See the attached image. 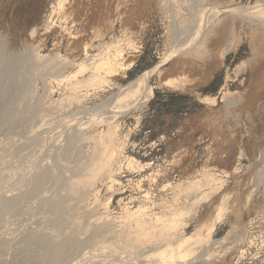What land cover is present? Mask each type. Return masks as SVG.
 <instances>
[{
	"label": "rangeland",
	"instance_id": "obj_1",
	"mask_svg": "<svg viewBox=\"0 0 264 264\" xmlns=\"http://www.w3.org/2000/svg\"><path fill=\"white\" fill-rule=\"evenodd\" d=\"M263 48L264 0H0V264H264ZM139 207L177 231L128 240Z\"/></svg>",
	"mask_w": 264,
	"mask_h": 264
},
{
	"label": "bare ground",
	"instance_id": "obj_2",
	"mask_svg": "<svg viewBox=\"0 0 264 264\" xmlns=\"http://www.w3.org/2000/svg\"><path fill=\"white\" fill-rule=\"evenodd\" d=\"M4 6V5H3ZM2 10V9H1ZM256 48V47H255ZM264 49V48H263ZM120 51H118V48L116 49V48H114V47H112V49H111V55H106L105 57H99V59H95L96 61H94L93 62V64H91V66H90V68H89V76L87 77V78H85V79H83V81H81V79H80V81H77V79H76V81H75V79L73 80L72 78H74V77H76V76H70V75H68V76H65V78H62V80H60V79H58V81H56V82H60V81H68V92L70 93V94H74V95H76V93L79 91V90H81V88L83 87H85L84 86V84L86 83H89L88 85H90V83H93L94 85H95V83H100L101 81H102V79H103V77H104V75L106 76L108 73L110 74L112 71H114V68L117 66V64H118V61H119V58H120V53H119ZM260 52V51H259ZM257 53V52H256ZM110 54V53H109ZM255 54V53H254ZM259 54H261V53H259ZM7 55H8V53H7ZM1 57H3V55L1 56ZM5 57H7V56H5ZM4 57V58H5ZM44 58V57H43ZM96 58V57H95ZM56 59V58H55ZM38 60V59H37ZM47 60V59H46ZM50 60V59H49ZM6 61V60H5ZM52 61V60H51ZM14 62V61H13ZM42 62V61H41ZM49 62V61H48ZM68 62H70V61H68ZM2 63V62H1ZM5 63V62H4ZM3 63V64H4ZM54 64H56V63H54ZM53 64V65H54ZM72 64V63H71ZM59 65V64H58ZM64 65V64H63ZM46 66V65H45ZM69 66V65H68ZM82 66V65H81ZM84 66V65H83ZM47 67V66H46ZM58 67V66H57ZM56 68V67H55ZM65 68V67H64ZM82 68V67H81ZM85 68V67H84ZM84 68H83V70H84ZM87 68V67H86ZM11 69V68H10ZM50 69V68H49ZM53 69V68H52ZM51 69V70H52ZM59 69V68H58ZM55 70V72L57 73V71H59V70ZM48 70V69H47ZM62 70H63V68H62ZM53 71H54V69H53ZM64 71V70H63ZM85 71V70H84ZM256 71V70H255ZM60 72V71H59ZM8 73V72H7ZM63 73V72H62ZM45 74V73H44ZM61 74V73H60ZM75 74V73H74ZM260 74V73H259ZM13 76V75H12ZM2 77V76H1ZM4 77V76H3ZM257 77V76H256ZM255 77V78H256ZM50 78V77H49ZM59 78V77H58ZM61 78V77H60ZM54 80V79H53ZM55 80H57V79H55ZM258 82H259V80L258 79H256ZM255 80V81H256ZM256 81V82H257ZM9 82V81H8ZM12 82V81H11ZM253 82V81H252ZM256 82H254V83H256ZM102 83V82H101ZM106 83V82H105ZM3 84V83H2ZM61 84V83H60ZM96 84V85H97ZM258 84V83H257ZM88 85H87V87H88ZM100 85V84H99ZM9 86V85H8ZM11 86V85H10ZM92 86V84L89 86V87H91ZM254 86H258V85H254ZM67 87V86H66ZM88 87V88H89ZM137 87V86H136ZM143 86L141 85V88H142ZM86 88V87H85ZM139 88H140V86H139ZM259 88V87H258ZM254 89V88H253ZM256 89V88H255ZM48 91V90H47ZM51 91V90H50ZM137 91H139V90H137ZM141 91V90H140ZM144 91V90H143ZM256 91V90H255ZM254 91V92H255ZM257 91H259V90H257ZM256 91V92H257ZM8 92V91H7ZM13 92V91H12ZM80 92V91H79ZM251 92H253V91H251ZM138 93V92H137ZM250 93V92H249ZM67 94V93H66ZM65 94V95H66ZM79 94V93H78ZM138 94H140V93H138ZM135 95V94H134ZM133 95V96H134ZM13 96V95H12ZM43 96V95H42ZM49 96V95H48ZM77 96V95H76ZM256 96V95H255ZM255 96H253V98L255 97ZM6 97V96H5ZM11 97V96H10ZM72 97V96H71ZM257 97V96H256ZM255 97V98H256ZM66 98V97H65ZM78 99H80L79 97H78ZM249 99V98H248ZM4 100V99H3ZM250 100H253L252 98L250 99ZM53 101V100H52ZM69 101V100H68ZM79 102V101H78ZM48 103V102H47ZM53 103V102H52ZM66 103V102H65ZM71 103V102H70ZM253 103V105H254V101L252 102ZM39 104V103H38ZM37 104V105H38ZM54 104V103H53ZM78 104V103H77ZM247 104H250V103H247ZM52 105V104H51ZM70 105V104H69ZM41 106V105H40ZM65 106V105H64ZM250 106H252V105H250ZM36 107V106H35ZM52 107V106H51ZM2 110V109H1ZM59 110H61V109H59ZM54 113V112H53ZM3 115V114H2ZM123 117V116H122ZM108 127V126H107ZM89 128V127H88ZM109 128V127H108ZM25 129V128H24ZM30 130V129H29ZM111 130V129H110ZM112 130H114V129H112ZM92 131V130H91ZM106 132V131H105ZM109 133V135H110V132H108ZM114 133V132H113ZM99 134V133H98ZM106 134V136L108 135L107 133H105ZM100 135V134H99ZM99 135L96 137V138H98L99 137ZM103 135V137H104V134H102ZM112 135V134H111ZM101 136V135H100ZM105 136V137H106ZM110 137V136H109ZM108 137V138H109ZM111 137H113V136H111ZM93 138V137H92ZM100 138V137H99ZM85 139V138H84ZM94 139V138H93ZM103 139V138H102ZM101 139V140H102ZM110 140H111V138H109ZM95 140V139H94ZM99 140V139H98ZM109 140V141H110ZM114 140H116V139H114ZM95 141H97V139L95 140ZM105 141H106V139H105ZM107 143H108V145H110V144H112V142L110 141V144H109V142H106V143H104V141L102 142V141H98V142H95L94 143V147H95V156H94V158H92V162H91V164H89L90 166L88 167V170H87V173L88 174H86L85 173V175H88L86 178V180H85V177H83L82 179L80 178V180L78 181V180H76L75 181V183H76V185L79 183L80 184V182L82 181L83 182V184L85 185V183L86 182H84V181H88V184H89V180H90V182H91V180L93 179V178H95V177H97L98 175L100 176H104L103 178H105V177H107V178H110L111 177V173H112V171H113V169H112V162H114L113 161V159H114V157L116 156H114V149H113V147L110 149L109 148V146H107ZM114 143V142H113ZM113 146V145H112ZM111 147V146H110ZM120 147V146H119ZM114 148H115V146H114ZM86 149V148H85ZM89 150V149H88ZM116 150V149H115ZM72 152V151H71ZM89 152V151H88ZM119 153V152H118ZM87 155V154H86ZM84 161V160H83ZM142 168V167H141ZM117 170H119V169H117ZM118 173V172H117ZM84 175V174H83ZM84 175V176H85ZM98 176V177H99ZM113 176V175H112ZM97 177V178H98ZM28 180V179H27ZM30 180V179H29ZM109 180V179H108ZM111 180V179H110ZM113 180V179H112ZM77 181H78V183H77ZM93 181V180H92ZM150 181V180H149ZM26 182V181H25ZM38 182V181H37ZM114 182V181H113ZM35 183V182H34ZM73 183V182H72ZM26 184V183H25ZM82 184V183H81ZM82 184V185H83ZM88 184H86L87 186H89ZM102 184V183H101ZM73 185V184H72ZM82 185H80V186H82ZM84 185H83V188H84ZM92 185V184H91ZM79 186V185H78ZM86 186V187H87ZM138 186V185H137ZM34 187V186H33ZM75 187V186H74ZM73 187V188H74ZM164 187V186H163ZM177 187H179V186H177ZM186 187V186H185ZM195 188V187H194ZM31 189V188H30ZM35 189V188H34ZM137 190V189H136ZM32 191V190H31ZM76 191H77V189H76ZM82 191V190H81ZM94 191V190H93ZM189 191V190H188ZM47 192V191H46ZM89 192V191H88ZM184 192V191H183ZM192 192V191H191ZM114 193V192H113ZM177 193V192H176ZM76 194V193H75ZM179 194V193H178ZM175 195V194H174ZM181 195V194H180ZM24 196V195H23ZM76 196V195H75ZM146 196V195H145ZM149 197V196H148ZM22 199V198H21ZM131 199V198H130ZM25 199H23V201H24ZM172 200V199H171ZM3 203V202H2ZM1 203V204H2ZM8 203V202H7ZM140 203V202H139ZM186 203V202H185ZM6 204V203H5ZM104 204V203H103ZM145 204V203H144ZM156 204V203H155ZM160 204V203H159ZM138 205V204H137ZM172 205V204H171ZM101 206V205H100ZM3 207V206H2ZM78 207V206H77ZM145 207V206H144ZM104 208V207H103ZM162 208V207H161ZM164 208V207H163ZM85 209V208H84ZM91 209V208H90ZM95 209V208H94ZM165 209V208H164ZM180 209H182V208H180ZM185 209H186V207H185ZM184 209V210H185ZM133 210H135V209H133ZM87 211V210H86ZM95 211V210H94ZM127 211V210H126ZM132 211V210H131ZM129 211V212H127L126 213V215H125V217H123L124 218V220L123 221H120L121 222V225H119V223H117V221H115L116 222V224H115V222H113L116 226H117V224L119 225L117 228H119L120 226H122V229H124L123 231L125 232V234H126V238L128 237V240L130 239V241H133V242H135V241H138V240H141V242L144 240L145 241V239H148V237H152L154 234V232L157 230L159 233H157L156 235H158V234H162V236L163 235H167V236H173V233H175V231H177V221H176V219H177V217L175 216L176 215V213H178V212H169V217L167 218V219H164L163 217H161V216H163V215H160V216H153L152 214L150 215V213L147 211V208H143V207H139V208H137V210H135V211ZM176 211V210H175ZM182 211V210H181ZM85 212V211H84ZM168 212V211H167ZM102 213V212H101ZM149 213V214H148ZM99 214V213H98ZM161 214H162V212H161ZM179 214V213H178ZM78 215V214H77ZM93 215V214H92ZM79 216V215H78ZM83 216V215H82ZM90 216V215H89ZM151 216H153V217H151ZM165 216H166V214H165ZM178 216H180V215H178ZM87 217V216H86ZM105 217V215L104 216H100V218L98 219V218H96L97 220H99L100 221V223H102V221H107L106 219V217ZM175 217H176V219H175ZM73 218V217H72ZM93 218H95V217H93ZM109 218H111V217H109ZM122 218V217H121ZM120 218V219H121ZM122 218V219H123ZM180 218V217H179ZM78 220V219H77ZM90 221H92V220H90ZM99 221H98V223H99ZM112 221H114V220H112ZM111 221V222H112ZM95 223H96V220L94 221ZM110 221L108 222L109 224L111 223ZM97 223V224H98ZM103 223H105V222H103ZM102 223V224H103ZM108 223H105V224H108ZM180 223V222H179ZM182 223V222H181ZM104 224V225H105ZM113 225V224H112ZM181 225V224H180ZM85 226V225H84ZM108 226V225H107ZM116 226H115V228H116ZM182 226V225H181ZM86 227V226H85ZM106 227V226H105ZM109 227H111V225L109 226ZM88 228V227H87ZM93 228V227H92ZM98 228V227H97ZM179 228V227H178ZM114 229V228H113ZM120 229V228H119ZM90 230V229H89ZM94 230V229H93ZM104 230V229H103ZM106 230V229H105ZM74 231V230H73ZM117 231V230H116ZM120 231H121V229H120ZM97 232H101V230H98ZM107 232V231H106ZM177 233V232H176ZM153 234V235H152ZM160 234V235H161ZM178 234V233H177ZM85 235V234H84ZM91 235V234H90ZM152 235V236H151ZM156 235H155V237H152V239L153 238H159V237H161L160 235H158L157 237H156ZM69 236V235H68ZM167 236H166V238H167ZM169 236V237H170ZM72 237V236H71ZM86 237V236H85ZM92 237V236H91ZM172 238V237H171ZM50 239V238H49ZM150 239V238H149ZM148 239V240H149ZM160 239H162V237L160 238ZM165 239V238H164ZM163 239V240H164ZM168 239V238H167ZM170 239V238H169ZM72 240V239H71ZM89 240V239H88ZM156 240V239H155ZM166 240V239H165ZM164 240V241H165ZM143 241V242H144ZM159 241V240H158ZM163 241V242H164ZM74 242V241H73ZM132 242V243H133ZM46 243V242H45ZM45 243H43V244H45ZM82 243V242H81ZM145 243V242H144ZM154 243V242H153ZM42 244V243H41ZM59 244H61V243H59ZM129 244H131V243H129ZM58 245V244H57ZM68 244H66V246H67ZM136 245V244H135ZM157 245V244H156ZM161 245V244H160ZM44 246V245H43ZM47 246V245H46ZM66 246H64V247H62V248H59L60 246H58L56 249H58L57 250V253H55V257L58 255H62V253L61 252H63V250L65 249V247ZM74 246V245H73ZM73 246H68V248L69 247H73ZM140 247V246H139ZM162 247V246H161ZM43 248V247H42ZM54 248V247H53ZM85 248H86V246H85ZM154 249V248H153ZM68 250L69 249H67V252H68ZM131 250V249H130ZM28 251V250H27ZM49 251H51V250H49ZM48 251V253H47V260H50V259H48V255H49V252ZM46 252V251H45ZM81 252V251H80ZM65 253V252H64ZM78 253V252H77ZM24 254V253H23ZM52 254V253H51ZM51 254H50V256H51ZM57 254V255H56ZM27 255H28V253H27ZM35 255V254H34ZM41 256V255H40ZM42 256H43V254H42ZM53 256V255H52ZM54 257V256H53ZM53 257H51V259L53 258ZM54 257V258H55ZM43 258H44V256H43ZM50 258V257H49ZM53 258V259H54ZM62 258V257H61ZM37 259V258H36ZM38 259H39V257H38ZM60 259V258H59ZM64 259V258H63ZM67 259V258H66ZM74 259H76V258H74ZM55 260H56V258H55ZM58 260V259H57ZM69 260V259H68ZM73 260V259H72ZM32 261V260H31ZM30 261V262H31ZM46 261V260H45ZM66 261V260H65ZM64 262V261H63ZM42 263V262H41ZM40 263V264H41ZM46 263V262H45ZM44 263V264H45ZM67 263V262H66Z\"/></svg>",
	"mask_w": 264,
	"mask_h": 264
},
{
	"label": "trees",
	"instance_id": "obj_3",
	"mask_svg": "<svg viewBox=\"0 0 264 264\" xmlns=\"http://www.w3.org/2000/svg\"><path fill=\"white\" fill-rule=\"evenodd\" d=\"M157 96V95H156Z\"/></svg>",
	"mask_w": 264,
	"mask_h": 264
}]
</instances>
